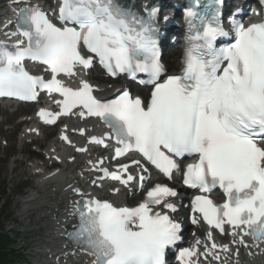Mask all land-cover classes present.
Listing matches in <instances>:
<instances>
[{
	"label": "bare ground",
	"instance_id": "obj_1",
	"mask_svg": "<svg viewBox=\"0 0 264 264\" xmlns=\"http://www.w3.org/2000/svg\"><path fill=\"white\" fill-rule=\"evenodd\" d=\"M14 0H0V20L8 18V12L15 4ZM178 40V38H177ZM178 52V51H177ZM177 52L170 55L166 60V67L170 70L173 69L174 64H178L174 57ZM173 57V58H172ZM173 61V62H172ZM177 66V65H176ZM93 73L92 80L98 84L107 82L103 77L95 76ZM108 90L107 84L104 85ZM25 108L33 109V106H25ZM19 112V111H18ZM14 114L9 117V121L13 119ZM26 127L20 135L21 142H29L35 139L37 131L30 125V122H26ZM44 135H53L51 129H45ZM44 137V136H43ZM38 138L37 140H40ZM44 139V138H43ZM44 156L49 161L62 160L64 164L57 167L54 170L47 171L49 161L42 163H32L31 171L36 173L40 172V175L36 174L38 183L33 186V193L36 195L34 199L24 203L25 210L22 212V223H29L30 225H38L41 230H45L47 234L48 246L41 248L43 250L42 255L47 253V260L49 262L45 264H89L80 256H74L70 254L66 249H62L65 246V241L61 238L62 228L65 225L68 217L63 214L70 205L73 204V200H76V192L83 189H77L83 183L88 181L92 182V175L88 174V163L91 162L90 157L76 160L74 165H68L71 162V157H67L66 152L61 148L59 140L55 137L50 140L44 150ZM17 163V161H15ZM66 163V165H65ZM14 165V163H12ZM33 165V166H32ZM67 166V167H64ZM13 168L8 169L9 174H13ZM119 202L118 199H115ZM53 210L54 214H49V211ZM40 249V248H39ZM38 257V256H37ZM36 257V258H37ZM249 262L247 264H264V249L248 254ZM52 260V261H51ZM246 261V257L243 258Z\"/></svg>",
	"mask_w": 264,
	"mask_h": 264
},
{
	"label": "rangeland",
	"instance_id": "obj_2",
	"mask_svg": "<svg viewBox=\"0 0 264 264\" xmlns=\"http://www.w3.org/2000/svg\"><path fill=\"white\" fill-rule=\"evenodd\" d=\"M178 54L179 51L177 52V55ZM174 59H176V56ZM170 71L173 72V69ZM8 119L9 117L6 119L7 122L9 121ZM14 124L15 119L11 125L0 127V216H3L1 217V222H6L8 231L13 230L21 234L17 248L20 249L24 255V264H43V262L40 263L36 260L37 258L43 260L40 255H38L37 258L34 256L41 252L39 248L43 246L42 244L46 240L44 237L45 233L43 234L39 231L38 227L33 226V228L30 224H26V222L23 224L20 223V215L23 209L21 203L25 201V199L21 198L23 188L25 187L24 181L31 174L29 163L24 164V161L27 160L26 158L34 147L28 146V153L23 154L24 149L20 150L23 144L19 142V136L24 130L22 131L21 127L14 129ZM55 134L56 132H54L52 136L54 137ZM19 150L23 155H20ZM15 161H17V163H15ZM12 163H14V165H12ZM16 166L17 170L15 169ZM10 167L15 169H13V174L8 173ZM36 182L37 179L32 178L27 188L31 189ZM31 230L33 231L31 232Z\"/></svg>",
	"mask_w": 264,
	"mask_h": 264
},
{
	"label": "trees",
	"instance_id": "obj_3",
	"mask_svg": "<svg viewBox=\"0 0 264 264\" xmlns=\"http://www.w3.org/2000/svg\"><path fill=\"white\" fill-rule=\"evenodd\" d=\"M11 243L10 235L5 232L4 226L0 222V264L12 263L13 251L9 249Z\"/></svg>",
	"mask_w": 264,
	"mask_h": 264
}]
</instances>
